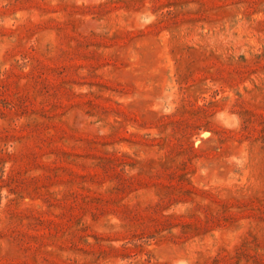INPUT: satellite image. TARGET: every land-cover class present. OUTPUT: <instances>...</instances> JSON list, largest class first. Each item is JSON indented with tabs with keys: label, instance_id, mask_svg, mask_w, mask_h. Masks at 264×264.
<instances>
[{
	"label": "rangeland",
	"instance_id": "obj_1",
	"mask_svg": "<svg viewBox=\"0 0 264 264\" xmlns=\"http://www.w3.org/2000/svg\"><path fill=\"white\" fill-rule=\"evenodd\" d=\"M0 264H264V0H0Z\"/></svg>",
	"mask_w": 264,
	"mask_h": 264
}]
</instances>
